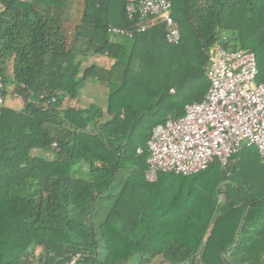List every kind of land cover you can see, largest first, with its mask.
<instances>
[{"label":"trees","instance_id":"trees-1","mask_svg":"<svg viewBox=\"0 0 264 264\" xmlns=\"http://www.w3.org/2000/svg\"><path fill=\"white\" fill-rule=\"evenodd\" d=\"M125 2L0 0L4 93L10 71L23 101L0 106V264H62L78 251L89 254L84 264H264L256 146L243 144L225 165L153 181L148 152H136L156 124L181 114L171 99L188 80L208 86L209 48L226 17L242 16L246 28L225 46L252 51L264 81V0H171L178 43L161 24L136 32ZM91 55L112 63L86 64ZM88 81L107 88L105 107L67 103ZM163 104L171 115L144 127Z\"/></svg>","mask_w":264,"mask_h":264},{"label":"built area","instance_id":"built-area-1","mask_svg":"<svg viewBox=\"0 0 264 264\" xmlns=\"http://www.w3.org/2000/svg\"><path fill=\"white\" fill-rule=\"evenodd\" d=\"M124 10L128 19H139L136 32L161 24L166 41L179 42L171 0H126ZM108 31L117 36L133 35L132 30L114 25H109ZM226 39L223 35L209 48L205 66L208 86L203 97L185 102L178 117L156 124L144 147L136 149L137 153L148 152V180L164 172L192 175L213 162L225 165L243 144L256 146L264 162V81L257 79L255 54L225 46ZM4 91L0 73V106L5 104ZM88 256V252L78 251L62 264H84Z\"/></svg>","mask_w":264,"mask_h":264},{"label":"rangeland","instance_id":"rangeland-1","mask_svg":"<svg viewBox=\"0 0 264 264\" xmlns=\"http://www.w3.org/2000/svg\"><path fill=\"white\" fill-rule=\"evenodd\" d=\"M245 24H246L245 19L240 15H236V16L232 15V16L226 17L223 21V24H222L223 35L224 36H231L232 34H235L236 36H239L242 34L243 31H245V28H246ZM114 38L119 39L117 36ZM94 59H95V55L88 56V58H86V64H88L90 62H94ZM85 84H89V86H94V85L103 86V85L98 84V83L93 82V81H88ZM85 84H84V86H85ZM15 86H16L15 81L12 78L8 79V81L6 83V95L8 93V97H11L12 94H15V90H14ZM206 86H207V84H206L205 79H202L200 81L188 80L183 85V87L179 91L178 95L172 97L171 102L172 103H179L182 106V104H184V102H186L187 100H189L193 97H196L199 93L203 92V90H205ZM87 94H88V96L92 97V99L96 102L106 101L107 94L103 95V94L98 93V92L97 93L87 92ZM5 103H6V99H5ZM167 106H168L167 104H163L161 108L155 109L157 111L155 118L154 119L151 118V120L149 119V121L146 119L145 120L146 124L144 127L148 128L151 126V124L153 122H155V120L157 121V119H163L164 117H168L169 115H171V113H172L171 111H173L174 108H172L171 110H169V109L167 110V109H165ZM134 263L135 262L133 260H131V264H134ZM160 263H161L160 258L154 257L149 264H160Z\"/></svg>","mask_w":264,"mask_h":264},{"label":"crops","instance_id":"crops-1","mask_svg":"<svg viewBox=\"0 0 264 264\" xmlns=\"http://www.w3.org/2000/svg\"><path fill=\"white\" fill-rule=\"evenodd\" d=\"M94 63L101 65V66H104V67H108L112 63V60L109 59L108 57L104 56V55H95ZM6 75L8 76L9 79L12 78L10 71H7ZM87 92H89V93L90 92H95V93L98 92V93H101L103 95L108 94V90L105 86L104 87L103 86H96V85L89 86V84H85V86L83 85V87L81 88L77 99L69 100L67 103L74 104L78 107H86L90 103H97L100 106L105 107L106 101L96 102L92 99V97L88 96ZM6 105L13 107L15 109H19L23 106V101H22L20 96L15 95V94H12L11 97H8V93H7ZM150 120H151V118H150Z\"/></svg>","mask_w":264,"mask_h":264}]
</instances>
